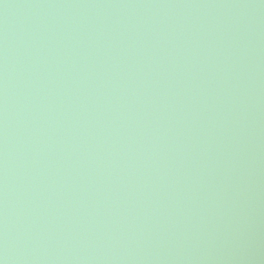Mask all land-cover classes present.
Segmentation results:
<instances>
[{"label": "water", "instance_id": "obj_1", "mask_svg": "<svg viewBox=\"0 0 264 264\" xmlns=\"http://www.w3.org/2000/svg\"><path fill=\"white\" fill-rule=\"evenodd\" d=\"M0 264H264V0H0Z\"/></svg>", "mask_w": 264, "mask_h": 264}]
</instances>
